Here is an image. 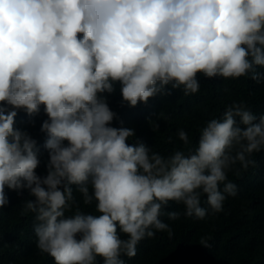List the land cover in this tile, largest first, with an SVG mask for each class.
<instances>
[{"label":"clouds","instance_id":"obj_1","mask_svg":"<svg viewBox=\"0 0 264 264\" xmlns=\"http://www.w3.org/2000/svg\"><path fill=\"white\" fill-rule=\"evenodd\" d=\"M258 66L264 0H0V209L6 188L27 190L34 199L22 211L34 214L36 247L55 264H125L141 240L170 231L160 219L170 201L203 219L204 194L222 211L225 194H237L227 172L255 166L252 154L264 150V114L233 102L199 129L194 149L165 156L133 128L113 126L108 95L118 83L135 107L169 94L167 85L197 93L198 73L260 82ZM41 106L45 175L36 139L15 119L22 110L34 123ZM177 136L190 143L183 129ZM74 193L96 214L81 211Z\"/></svg>","mask_w":264,"mask_h":264},{"label":"trees","instance_id":"obj_2","mask_svg":"<svg viewBox=\"0 0 264 264\" xmlns=\"http://www.w3.org/2000/svg\"><path fill=\"white\" fill-rule=\"evenodd\" d=\"M256 70L264 73V67L258 66ZM198 78L197 93L185 95L183 86L172 89L167 85L169 94H157L135 107L122 102L117 83L116 91L108 95L109 106L118 116L113 126L133 128L136 139L167 156L177 149H194L199 129L208 120L220 118L233 102L244 103L257 116L264 114V80L256 82L250 76L208 79L199 73ZM46 118L43 106L41 113L31 118L34 123H29L30 118L22 110L15 118L16 127L26 129L40 147L38 175L46 174L47 151L42 147L45 134L40 132V124ZM150 120L159 127L153 129ZM180 129L187 132L188 145L179 140ZM251 158L255 166L243 169L237 163L227 172V180L237 185V194H225L222 211L212 212L204 194L201 206L208 209V214L203 219L185 216L184 205L170 201L160 217L170 231L154 230L153 237L138 243L134 257H121L125 264H264V150L254 152ZM220 188L223 190V184ZM5 191L9 204L0 209V264H55L51 256L36 247L34 214L22 211L24 200L34 197L27 190L19 194L7 188ZM74 194L81 211L96 214L94 205H84L80 194ZM74 211L75 208L66 214ZM168 211H177L180 216L171 220ZM121 236L126 238L123 233ZM97 262L103 264V258L97 257Z\"/></svg>","mask_w":264,"mask_h":264}]
</instances>
